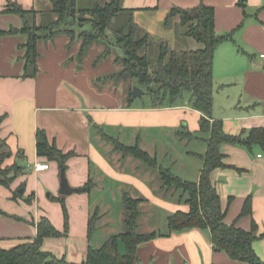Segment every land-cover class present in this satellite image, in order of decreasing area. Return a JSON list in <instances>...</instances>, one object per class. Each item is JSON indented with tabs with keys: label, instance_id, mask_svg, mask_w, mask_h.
I'll return each instance as SVG.
<instances>
[{
	"label": "crops",
	"instance_id": "obj_1",
	"mask_svg": "<svg viewBox=\"0 0 264 264\" xmlns=\"http://www.w3.org/2000/svg\"><path fill=\"white\" fill-rule=\"evenodd\" d=\"M8 1L27 10L52 9L50 0H44L48 3L45 8L38 7L39 0H0V30L23 25L20 16L4 12ZM180 1L122 0V7L133 10L135 15L146 10L164 8L169 12L174 7L187 9L201 4L215 8L217 33H233L235 42L222 43L215 52L213 120L222 121L226 133H243L247 138L253 129L264 128V0H189L190 7H182ZM99 2L78 0V6L88 9ZM38 20L41 21V15ZM186 41L189 50L201 47L191 38ZM26 42L23 35L0 36V144L5 142L12 153L4 167L20 168L8 186L0 184V247L12 249L35 240L40 221L47 219L60 234L46 238L42 250L70 264H82L90 247L97 248L96 223L110 226L115 198L121 196L124 204L126 195L144 200L139 225L145 214L162 212L168 232V217L178 210L188 211L189 206L178 203L176 195L161 190L156 171L146 170L133 157L120 156L103 136L127 146L139 144L141 148L145 136L151 137V133L154 134L151 140L155 141L162 135L179 138L185 146L169 145L163 150L170 159L169 165L160 163L159 153L147 152L180 178L199 182L204 162L192 153L205 154L207 143L189 142L179 136L185 130L200 129L202 114L192 108L190 93L183 95L173 108H140L134 102L130 107L128 101L123 105L118 102L121 96L111 90L106 92L105 88L99 91L94 85L100 78L95 74L97 70H90L92 61L86 60L79 68L75 62L66 65L71 57L75 60L80 47L77 44L69 49L70 38L65 34L39 42V72L34 78H25L22 46ZM39 131L45 132L50 143L62 153L72 154L64 167L75 190L72 194L60 193L62 164L38 155ZM125 139L134 140L135 144L124 143ZM191 143L198 147L189 149ZM221 151L225 166L215 169L211 179L221 198L225 221L245 231H251L255 223L257 234L261 235L264 145L225 144ZM44 163L49 164L48 170H35L37 164ZM88 183H91L89 192H78ZM248 199L252 212L243 215ZM120 218L125 224V217ZM254 249L264 260V238L254 243ZM135 264L247 263L216 251L210 230L194 228L158 236L140 245Z\"/></svg>",
	"mask_w": 264,
	"mask_h": 264
},
{
	"label": "trees",
	"instance_id": "obj_2",
	"mask_svg": "<svg viewBox=\"0 0 264 264\" xmlns=\"http://www.w3.org/2000/svg\"><path fill=\"white\" fill-rule=\"evenodd\" d=\"M52 9L38 12L27 10L17 2H11L6 13L20 16L23 20L21 27H11L0 30V36L27 37L22 46L25 51V78H34L39 72L38 44L49 41L57 35L65 34L71 40H82L79 60L84 61L89 47L97 42H115V48L123 51V56L115 59L121 63L123 69L102 79L105 82L119 80H134L135 86L146 91L153 99V108L177 107L184 93L191 95L192 108L202 114L200 129L197 132L185 130L179 133L183 140L189 142L204 140L208 149L205 154L192 153L204 162L199 182L187 181L175 175L170 168L164 167L158 159L143 150L139 144L127 146L113 138L103 136L114 145V150L123 157H133L149 169L158 173L161 190L166 194L178 193L177 202L189 206L188 211L178 210L168 217V232L142 234L138 232L141 217L140 206L143 199H133L124 196L126 210L125 230L119 235L109 238L100 248L90 247L86 260L82 264H135L140 245L158 236H167L174 232L189 229H208L214 249L225 252L235 261L247 264H264L254 249V243L264 238V233L258 235L257 225L254 223L251 231H245L235 225L227 224L221 198L212 182L211 174L224 167V155L221 148L225 144H242L252 146L264 145V128L253 129L247 138L241 135L228 134L224 130L223 122L213 120L214 107V56L216 49L225 42L232 41L233 33L219 34L215 25V8L201 4L193 8L174 7L166 19L168 25L176 16L181 18V26L186 29L187 38L194 39L201 45L196 50L170 51L165 41L159 43V53L156 61H152L148 50L152 40L150 36H139L137 25L133 19V10L124 9L122 0H109L105 4H96L92 8L83 9L78 6V0H50ZM245 7V4H242ZM41 15V21L38 16ZM124 18V22H119ZM76 34H78L76 36ZM107 44V43H106ZM111 46L109 50H111ZM110 53L100 55L94 64L108 57ZM143 92V95H144ZM130 107L135 100L132 88L129 91ZM1 125V124H0ZM97 126H95L96 128ZM98 128V127H97ZM37 150L40 157L57 161L66 167L67 160L72 154L62 153L55 144H51L46 133L37 134ZM12 155L5 142L0 144V184L8 186L13 174L20 171L19 167H4V162ZM91 183L78 192H89ZM63 208L66 211L64 201ZM251 199H248L243 215H250ZM39 233L35 240L22 243L12 249L0 247V264H70L64 259H58L51 253L42 250L46 238L57 237L59 232L47 219L39 223ZM91 233V230H90ZM120 243L125 252L119 250Z\"/></svg>",
	"mask_w": 264,
	"mask_h": 264
},
{
	"label": "rangeland",
	"instance_id": "obj_3",
	"mask_svg": "<svg viewBox=\"0 0 264 264\" xmlns=\"http://www.w3.org/2000/svg\"><path fill=\"white\" fill-rule=\"evenodd\" d=\"M11 1H8V4L10 5ZM105 0H100L99 4L103 5L105 4ZM182 7H190L192 5L188 4L189 0H181L180 2ZM93 4V3H92ZM38 7H48V3H45L44 0H39L38 2ZM162 10V8H161ZM164 10V12H163ZM162 11L154 9V10H146L142 11L139 13H136V15L133 13V19L135 24L137 25V34L141 37H145L146 35L150 36L151 46L148 50V55L151 57L152 61H156V58L159 53V43L161 41H165L168 43L170 51H182V50H189L187 47V37L184 36V34L187 32L184 27L181 26V18L180 16H176L173 19H171L170 23L167 25L166 24V19L169 16L168 10L165 11L163 8ZM124 22V18L122 19L120 25H122ZM78 34H76L77 36ZM192 39V38H191ZM71 40V39H70ZM194 40V39H193ZM107 43V44H106ZM97 42L93 43L92 46L89 47V50L86 54L85 57V62H81L78 58L79 52L76 55V58L74 60L73 57H71L70 61L66 63V65H69V63L75 62L79 67H82L87 61H92L93 62V68L90 70H97L95 74L99 76L100 80L95 81L94 85L100 89H107L106 92L112 91L114 94H117V96H121L118 98V102H122L124 105L128 100L129 96V91L132 88V93L133 89L135 86V81L134 80H119V81H108L105 82L102 79L112 76L114 73L119 72L120 70L123 69V65L121 63H116L115 59L118 58L119 56H123V51L120 48H115V42L113 41L112 43L110 42ZM79 44V47L82 45V40L77 39L75 42L72 44V48L76 47V45ZM111 46V50H109V47ZM94 50H96L97 53H92ZM80 51V48H79ZM108 54V57L105 59H102V61H99V63L94 64L95 61H97L98 57L102 54ZM74 60V61H73ZM113 68V69H112ZM94 73V72H93ZM144 92V91H143ZM107 94V93H106ZM189 95V92L184 93V96ZM183 96V97H184ZM153 99L150 97V95L147 94V92H144V95H142L139 98H135L134 100V106L135 107H152L153 106ZM150 136L146 137L145 140L142 144V148L152 155L155 153H159V158H160V163L163 165H169L170 164V159L166 155L163 154V150L165 147H168L169 145L177 146V147H183L185 146V142H181L179 138H171L165 135L159 136V141L151 140L152 136H154L153 133L150 134ZM161 137V138H160ZM128 143L129 145H134L135 142L134 140H124V143ZM164 146V147H163ZM194 146L198 147L196 143H191L189 146V149L194 148ZM120 156L123 155L122 153H118ZM132 158V157H130ZM135 160L138 164H141L146 170L148 167L144 165L141 161ZM159 180V179H158ZM160 184L161 181L159 180ZM49 193V192H48ZM47 193V194H48ZM170 194V193H168ZM178 193H176V196ZM145 199L146 197L143 196ZM162 198H166L167 196H161ZM167 199V198H166ZM113 222L110 226L107 227H101L100 223H96V228H97V236H96V247L100 248L102 247L107 240L114 234H118L121 232H124L125 230V224L120 221V215L124 219L125 217V209H124V204H123V199L121 196H118L115 198L113 202ZM161 232L165 233L167 231L166 227V220L164 218V214L160 212V214L155 213L151 215H146L143 218L141 224L139 225L138 232L144 234L147 233L149 234L150 232ZM120 252L124 253L125 252V247L124 245H120Z\"/></svg>",
	"mask_w": 264,
	"mask_h": 264
},
{
	"label": "water",
	"instance_id": "obj_4",
	"mask_svg": "<svg viewBox=\"0 0 264 264\" xmlns=\"http://www.w3.org/2000/svg\"><path fill=\"white\" fill-rule=\"evenodd\" d=\"M143 95V91L142 89L138 88V87H134L133 89V97L134 98H139ZM75 190L70 186L68 179L66 177V172L65 169L62 168L61 171V189H60V193L62 195H70L74 192Z\"/></svg>",
	"mask_w": 264,
	"mask_h": 264
},
{
	"label": "built area",
	"instance_id": "obj_5",
	"mask_svg": "<svg viewBox=\"0 0 264 264\" xmlns=\"http://www.w3.org/2000/svg\"><path fill=\"white\" fill-rule=\"evenodd\" d=\"M262 57H264V55H262ZM49 167H50L49 164H46V163H44V164H37L35 166V170L36 171H44V170H48Z\"/></svg>",
	"mask_w": 264,
	"mask_h": 264
}]
</instances>
